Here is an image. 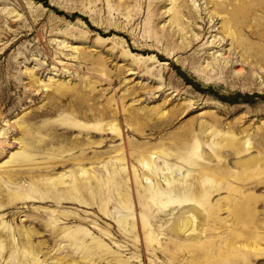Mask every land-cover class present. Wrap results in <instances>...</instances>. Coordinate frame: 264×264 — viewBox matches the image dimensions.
<instances>
[{"label": "rangeland", "instance_id": "rangeland-1", "mask_svg": "<svg viewBox=\"0 0 264 264\" xmlns=\"http://www.w3.org/2000/svg\"><path fill=\"white\" fill-rule=\"evenodd\" d=\"M0 264H264V0H0Z\"/></svg>", "mask_w": 264, "mask_h": 264}, {"label": "bare ground", "instance_id": "bare-ground-1", "mask_svg": "<svg viewBox=\"0 0 264 264\" xmlns=\"http://www.w3.org/2000/svg\"><path fill=\"white\" fill-rule=\"evenodd\" d=\"M103 114V113H102ZM103 116V115H102ZM141 158H140V160H139V162L140 163H142L143 162V157H145V156H140ZM242 163V162H241ZM247 163V162H246ZM146 166H147V168L145 169V171L146 172H148V173H150V174H154L155 172H156V170H157V168H154V165L153 164H151V162L150 161H146ZM107 168V167H106ZM106 173V172H105ZM149 174V175H150ZM145 175V174H144ZM143 175V176H144ZM107 178V177H106ZM107 180V179H106ZM181 180L176 176V177H174L172 174H171V177L167 180V182L169 183V184H171V183H174V182H180ZM177 189H178V187H177ZM195 192V189H193V188H191V189H189V192H188V195H189V197L190 196H194V193ZM191 219L192 218H186V219H184L183 221H182V223H181V227L178 229V231L179 232H181V233H183V232H185L188 228H189V226L191 225ZM28 236V235H27Z\"/></svg>", "mask_w": 264, "mask_h": 264}]
</instances>
